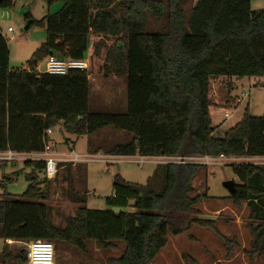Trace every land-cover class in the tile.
I'll return each instance as SVG.
<instances>
[{
	"label": "trees",
	"instance_id": "16d2710c",
	"mask_svg": "<svg viewBox=\"0 0 264 264\" xmlns=\"http://www.w3.org/2000/svg\"><path fill=\"white\" fill-rule=\"evenodd\" d=\"M12 1L0 0V6L9 7ZM44 1H60L62 6L30 21L28 27L35 23L46 35L26 67H9L7 42L0 33V151H42L44 131L57 125L75 136L112 126L131 138L108 149L110 155L264 156V115L251 116L246 108L238 123L223 137H215L209 113L211 82L264 77V9L251 10L250 0H194L186 16L179 0ZM146 10L158 20L165 16L160 30H147ZM89 48L92 57L102 58L101 74L124 78L123 112L89 111L85 71H35L50 55L79 60ZM45 140L50 142V135ZM23 163L30 168L24 192L0 196L3 239L45 240L81 251L87 241L102 248L120 243L117 264H152L169 234L192 225L217 232L214 221L201 217L198 208L207 194L195 193L192 186L204 165L157 163L145 184L116 175L112 194L105 197L106 209L86 208L87 195H76L75 214L59 227L50 221L44 203L50 183L44 161ZM231 168L237 183L229 199L246 203L249 219L255 222L250 223L251 253L264 260V164ZM10 257L19 264L27 262L23 249L12 255L4 246L2 264Z\"/></svg>",
	"mask_w": 264,
	"mask_h": 264
},
{
	"label": "rangeland",
	"instance_id": "374dc122",
	"mask_svg": "<svg viewBox=\"0 0 264 264\" xmlns=\"http://www.w3.org/2000/svg\"><path fill=\"white\" fill-rule=\"evenodd\" d=\"M179 3L185 15H189L194 0H179ZM61 6L60 1L48 5L44 0H13L9 7L0 6V33L7 42L10 68L26 67L32 53L45 40L43 27L33 23L24 29L27 21H39L45 15L57 12ZM162 7L165 15V1ZM250 8L253 11L264 9V0H250ZM145 15L147 30H160L165 24L164 15L159 20L148 10ZM8 27L12 32L7 31ZM111 41V38H107L105 42L109 44ZM88 58L86 52L88 76L99 75L97 83L105 96L99 97L89 90V111L123 112L125 107L120 103L126 95L124 79H113L112 76L101 74L100 56H91L90 61ZM43 62L39 61L40 68H43ZM229 80L220 78L210 85L212 103L209 113L215 137H223L229 128L238 123L246 108L251 116L264 115V77L231 78L232 82ZM89 84L90 89H93V80L90 79ZM237 97L241 99L239 103L236 102ZM225 112L230 114L228 118L224 117ZM130 138L131 134L112 126L81 136L68 134L59 125L53 128L50 144L54 154L61 159L71 154L82 156L73 166L58 161L57 172L50 179L48 197L44 203L50 209V221L54 225L63 227L66 217L75 214L79 206L74 200L76 195H87L84 204L86 208L106 209L105 197L112 194L116 175L129 182L146 183L157 166L155 162L136 163L133 159L138 154L117 158L110 163L106 161L108 149L123 144ZM23 162L24 160L0 162V196L4 192L12 195L24 192L28 185L26 174L30 172V168ZM38 176L41 178L42 174L38 173ZM225 180L237 183L231 164L204 166L192 180L195 193L205 192L208 196L207 200H202L198 205L201 217L213 220L217 232L208 227L192 225L179 234H169L167 244L159 251L152 264H264L262 257L251 253L253 234L250 223L255 222L249 219L245 202L234 204L229 199V192L222 185ZM26 244L24 241L3 239L0 234V253L5 246L12 255L21 249L26 254ZM54 247V264H117L115 260L123 250L120 243L102 248L95 241H87L84 251L63 243ZM3 264L19 262L10 257Z\"/></svg>",
	"mask_w": 264,
	"mask_h": 264
},
{
	"label": "built area",
	"instance_id": "2783aa9c",
	"mask_svg": "<svg viewBox=\"0 0 264 264\" xmlns=\"http://www.w3.org/2000/svg\"><path fill=\"white\" fill-rule=\"evenodd\" d=\"M7 31L12 32V29L8 27ZM76 69L85 71L88 74L89 62L84 59H62L57 58L53 55L48 56L43 62V68L40 65H36L35 71L45 72L50 74L63 75L69 70ZM89 80V76H88ZM240 98L237 97L236 102H240ZM229 113L225 112L224 117L228 118ZM52 129H46L44 131L43 143L44 149L39 152H15L11 150L0 151V162L5 163L13 160H43L44 161V174L47 179H51L57 172L58 161L69 162L73 164L82 159V156L77 154L66 155V158L61 159L59 156L53 153L52 145L49 141L45 140L46 135H50ZM107 163L116 161L118 158H127L131 156H116L107 154ZM134 156V155H133ZM132 156V157H133ZM136 163H144L146 161H153L157 163H175V164H200L204 166H215V165H237L243 163L251 164H264V156H227L219 154L217 156L211 155H194V156H142L137 155L133 159ZM26 258L28 264H54L55 250L51 242L45 240H31L27 242Z\"/></svg>",
	"mask_w": 264,
	"mask_h": 264
},
{
	"label": "crops",
	"instance_id": "0c3cea01",
	"mask_svg": "<svg viewBox=\"0 0 264 264\" xmlns=\"http://www.w3.org/2000/svg\"><path fill=\"white\" fill-rule=\"evenodd\" d=\"M91 48L88 49L87 51V56L89 57L88 60H90V57H91ZM85 58V57H84ZM39 65V64H38ZM98 73H95V75H97ZM99 75L98 76H92L91 74L89 75V80H93V83H94V88L93 89H90L94 94L98 95L99 97H105L104 94H103V91L102 89L100 88V85L97 83V81L99 80ZM113 79H116V78H123V77H117V76H112ZM124 79V78H123ZM229 80V79H228ZM231 81V79L229 80ZM232 82V81H231ZM124 83H125V80H124ZM112 96H114V94H112ZM110 97V96H109ZM108 101L110 102H116V101H111V99H107ZM126 95L124 97V100L122 101V103H120L122 106H126ZM119 104V103H118ZM73 166V164H71Z\"/></svg>",
	"mask_w": 264,
	"mask_h": 264
},
{
	"label": "water",
	"instance_id": "95a60500",
	"mask_svg": "<svg viewBox=\"0 0 264 264\" xmlns=\"http://www.w3.org/2000/svg\"><path fill=\"white\" fill-rule=\"evenodd\" d=\"M29 23H30V21H27L24 29L28 28ZM222 185L228 190L229 193H233L235 190V183L233 180H225V181H223Z\"/></svg>",
	"mask_w": 264,
	"mask_h": 264
}]
</instances>
